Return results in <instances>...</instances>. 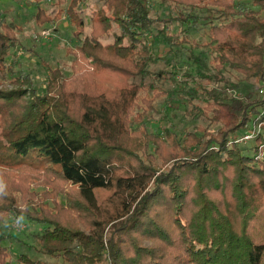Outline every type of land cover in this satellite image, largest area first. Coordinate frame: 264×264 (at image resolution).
Wrapping results in <instances>:
<instances>
[{
    "label": "trees",
    "instance_id": "trees-1",
    "mask_svg": "<svg viewBox=\"0 0 264 264\" xmlns=\"http://www.w3.org/2000/svg\"><path fill=\"white\" fill-rule=\"evenodd\" d=\"M81 1L63 11L83 69L48 65L43 93L5 68L24 31L0 13V264H264V0H102L83 36ZM161 94L203 133L139 111ZM163 130L181 152L158 169L142 153L154 162ZM249 131L254 155L236 141ZM9 216L44 226L16 238L28 251L5 243Z\"/></svg>",
    "mask_w": 264,
    "mask_h": 264
},
{
    "label": "rangeland",
    "instance_id": "rangeland-1",
    "mask_svg": "<svg viewBox=\"0 0 264 264\" xmlns=\"http://www.w3.org/2000/svg\"><path fill=\"white\" fill-rule=\"evenodd\" d=\"M58 2V3H57ZM56 3V4H55ZM70 0H0V13H6L11 18L15 19L16 22L23 25V33L20 35L19 41L11 52L9 56L8 62L5 64V68H8L9 64L12 60H17L21 64L24 69L28 71H32L35 76L36 85L39 88L40 93L44 92V87L46 85V78H48L50 72L47 70L48 65L60 66L63 68L68 74L73 72L74 68L83 69L80 63L75 62V55L70 50H76V42H78V38L74 34L75 26L72 25L69 21V18L63 10L69 5ZM154 4V1L153 3ZM102 5V0H82L80 3V10L82 11L80 14L86 19V28L85 32H82L81 36L84 33H88L91 30V17L92 12L98 9ZM250 5V4H249ZM37 6L42 7L47 14H49L51 19H48L45 22L38 21L35 15L37 12ZM156 7L157 5L154 4ZM61 9V15L59 16L58 11ZM258 9V7H255ZM161 11V10H160ZM264 14L263 11H261ZM161 13V12H160ZM36 17V18H35ZM40 19L43 17L40 16ZM207 19L204 20L206 22ZM219 22V20H216ZM202 40L204 42L208 39V36L204 33V29H202L198 34H196V39ZM114 36L106 37L104 39L105 42H112ZM26 46L27 48H24ZM212 57H209V61H212ZM87 66V65H86ZM89 67V66H87ZM19 67H17L18 69ZM163 68L167 71H170V67L165 64V62L160 61L158 63H154L151 66V70L153 72L158 69ZM1 69V68H0ZM0 70V75H1ZM167 74L166 83H164L165 87L173 88V83L171 79L170 73ZM226 75L229 74L226 72ZM232 77L234 75H231ZM156 78V75H155ZM182 79L183 76L178 77ZM158 79V78H157ZM7 88H11L12 85L8 83L7 80H3ZM152 94V93H150ZM145 95V93H144ZM29 97V95H27ZM167 94H161V96L154 101V109H148L145 102L140 101L141 107H137L139 111L144 113L147 117H151L154 122L166 121L171 123L174 130L179 131L184 129L185 127L191 130H196L198 134L203 133L200 130L203 129L204 126L207 127L208 122L204 123L200 118V109H204L202 103H198L195 101V104H201V108H197L194 110V114H200L197 122L194 123L185 109L186 105L180 102L179 97L170 98L167 97ZM190 109H193L191 106ZM135 114V113H134ZM136 115V114H135ZM195 125V126H194ZM198 125V127H196ZM185 126V127H184ZM201 126V127H200ZM194 127V128H193ZM252 131H249V133ZM165 130H163V150L152 152L154 162L149 159L146 153H142V158L145 160V163L152 162L156 168L167 169L170 167L171 163L166 164L165 162L171 157H179V151L181 152V147L175 148V144L173 143L172 137L166 134ZM255 136V135H254ZM244 143V142H243ZM255 144V140L253 137L247 141L245 144L247 150L246 153L248 155H254V152L250 149ZM141 154V153H140ZM175 160V159H173ZM151 164V163H150ZM152 165V164H151ZM76 188L70 182H67L64 185V192L68 194L74 193V189ZM16 195L19 197L20 193L16 192ZM62 197L60 196L58 200L60 201ZM18 218L14 216H9L6 219L7 231L11 233L10 239H6L5 243L11 248L13 252L19 251L20 243H17L16 238H21L25 243H31L33 241L32 232L42 230V225L37 224L35 222L29 221V219L23 218L20 220L22 225L24 226L22 229H18L14 227L15 221ZM146 243H151L150 241H146ZM20 251H28V246L25 248H20ZM31 253V252H30ZM46 259H50L45 257ZM11 262L13 264H17L16 256L12 255Z\"/></svg>",
    "mask_w": 264,
    "mask_h": 264
},
{
    "label": "built area",
    "instance_id": "built-area-1",
    "mask_svg": "<svg viewBox=\"0 0 264 264\" xmlns=\"http://www.w3.org/2000/svg\"><path fill=\"white\" fill-rule=\"evenodd\" d=\"M260 92H261L262 94H264V87H262V88L260 89ZM254 135H255V132H250V133H249V132H246L245 134H243V136L237 138L236 141H237V142H247V141L250 140L252 137H254ZM14 227H15V228H18V229H22L24 226L22 225V223L20 222V220L17 219V220L15 221Z\"/></svg>",
    "mask_w": 264,
    "mask_h": 264
},
{
    "label": "crops",
    "instance_id": "crops-1",
    "mask_svg": "<svg viewBox=\"0 0 264 264\" xmlns=\"http://www.w3.org/2000/svg\"><path fill=\"white\" fill-rule=\"evenodd\" d=\"M57 1H60V0H57Z\"/></svg>",
    "mask_w": 264,
    "mask_h": 264
}]
</instances>
